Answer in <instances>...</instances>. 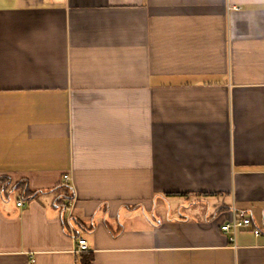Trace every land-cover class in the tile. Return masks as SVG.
Masks as SVG:
<instances>
[{"label": "crops", "instance_id": "1", "mask_svg": "<svg viewBox=\"0 0 264 264\" xmlns=\"http://www.w3.org/2000/svg\"><path fill=\"white\" fill-rule=\"evenodd\" d=\"M0 176V264H264V0H0Z\"/></svg>", "mask_w": 264, "mask_h": 264}, {"label": "built area", "instance_id": "2", "mask_svg": "<svg viewBox=\"0 0 264 264\" xmlns=\"http://www.w3.org/2000/svg\"><path fill=\"white\" fill-rule=\"evenodd\" d=\"M231 8L238 9L239 6L233 5ZM64 177L67 179L68 175L65 174ZM22 203L23 202L21 200L18 202L19 205H21ZM222 229L224 230V232L230 233L229 239L233 243L236 240V234L238 231L252 229L255 235H259L261 233L259 228L253 226V217L249 214H239L232 217L230 220L226 221L222 225ZM87 250H89V244L87 239L84 237H79L74 251L83 252ZM34 261L35 260L32 257L29 264H34Z\"/></svg>", "mask_w": 264, "mask_h": 264}, {"label": "trees", "instance_id": "3", "mask_svg": "<svg viewBox=\"0 0 264 264\" xmlns=\"http://www.w3.org/2000/svg\"><path fill=\"white\" fill-rule=\"evenodd\" d=\"M0 183L4 185V188H6L8 185L11 184V182L8 181L7 176H0ZM15 188L19 189L22 192V195L24 198H32V197L36 196V192L29 188V186L27 185V182L20 181V182L16 183ZM61 190H65V191L61 193ZM49 191L61 193V194L59 193V200L64 201L63 206L66 205V202H67L66 199H68V200L71 199V194H70L71 188L67 185H66V187L57 186L55 188H52ZM85 264H91V259H88Z\"/></svg>", "mask_w": 264, "mask_h": 264}]
</instances>
